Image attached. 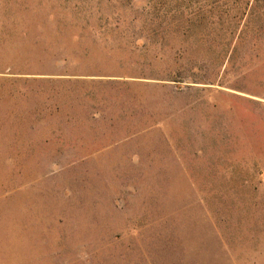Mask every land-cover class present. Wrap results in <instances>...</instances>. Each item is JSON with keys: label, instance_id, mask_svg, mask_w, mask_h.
Masks as SVG:
<instances>
[{"label": "rangeland", "instance_id": "obj_1", "mask_svg": "<svg viewBox=\"0 0 264 264\" xmlns=\"http://www.w3.org/2000/svg\"><path fill=\"white\" fill-rule=\"evenodd\" d=\"M0 264H264V0H0Z\"/></svg>", "mask_w": 264, "mask_h": 264}]
</instances>
